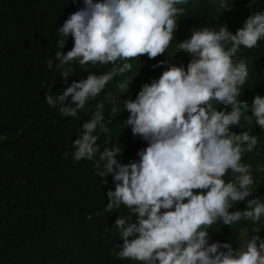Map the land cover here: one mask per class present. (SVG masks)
<instances>
[{
    "label": "clouds",
    "instance_id": "clouds-1",
    "mask_svg": "<svg viewBox=\"0 0 264 264\" xmlns=\"http://www.w3.org/2000/svg\"><path fill=\"white\" fill-rule=\"evenodd\" d=\"M188 2L83 0V6L58 28L55 69L65 86L59 93L46 92V103L65 117H79L110 81L131 72L133 59L144 54L155 58L169 48L186 11L182 5ZM254 2L249 0V5ZM220 6L229 5L220 0ZM69 37L73 46L62 52ZM260 40H264V10L251 13L235 33L223 25L201 26L178 42L179 51L191 57L187 66L169 63L158 78L143 84L135 99L119 102L129 113L123 128L130 126L134 136L147 141L137 160L118 159L120 142L100 150V133L111 134L104 101L97 102L90 118L81 123L84 131L72 140V160H95V175L105 184L111 175L115 187L106 193L105 210L124 206L129 214L117 215L113 224L123 241L118 258L137 264H264V238L258 226L264 218V198L253 197L243 210L229 211L255 192L257 182L253 165L243 157L259 154V137L250 129L233 128L242 127L243 118L264 130V96L255 95L251 103L240 99L249 70L243 59H237L242 47L254 48ZM76 61L82 66L112 67L69 82ZM163 63L168 60L153 67ZM47 66L53 69L52 58ZM135 75L120 82L121 93ZM105 99L115 100L111 93ZM255 171L264 173V164L258 163ZM228 175L233 179L226 180ZM218 220L230 226L246 220L255 227L239 247L230 241L209 243V228Z\"/></svg>",
    "mask_w": 264,
    "mask_h": 264
},
{
    "label": "trees",
    "instance_id": "trees-1",
    "mask_svg": "<svg viewBox=\"0 0 264 264\" xmlns=\"http://www.w3.org/2000/svg\"><path fill=\"white\" fill-rule=\"evenodd\" d=\"M224 4L229 6L221 7L220 0H189L182 5L186 11L163 54L133 59L131 72L110 81L80 110L79 117H65L44 97L48 91H63L64 78L55 69L57 41L61 38L58 28L83 6V0H0V264H137L116 255L123 241L113 224L117 215L129 214L124 206L112 212L105 210L106 193L115 187L112 176L105 184L104 178L95 175V160H72V140L80 138L84 131L81 123L90 118L97 102L104 101L111 134L100 133V150L120 142L118 159L122 163L139 159L137 153L147 141L134 136L130 126L123 128L122 121L129 113L119 102L135 99L143 84L158 78L169 63L186 67L191 57L179 51L177 43L189 38L193 29L223 25L235 33L251 13L264 10V0H255L251 6L249 0H224ZM72 46L69 37L60 50L66 52ZM49 58L53 59V69L47 66ZM237 59H243L249 70L240 99L251 103L255 95L264 96V40L251 49L242 47ZM166 60L168 63L153 67ZM111 67L82 66L76 61L67 79L71 82L85 78L88 72L102 73ZM131 75L135 76L121 93L120 82ZM107 93L115 98L114 103L105 99ZM113 106L116 112L111 111ZM241 126L233 130L250 129L259 137V154L254 151L243 157L245 163L253 165L257 182L255 192L229 211L243 210L253 197L264 198V173L255 171L258 163L264 164V130L243 118ZM258 226L264 238V218ZM254 227L246 220L231 226L218 220L209 228V243L230 241L239 247L242 231L251 234Z\"/></svg>",
    "mask_w": 264,
    "mask_h": 264
},
{
    "label": "rangeland",
    "instance_id": "rangeland-1",
    "mask_svg": "<svg viewBox=\"0 0 264 264\" xmlns=\"http://www.w3.org/2000/svg\"><path fill=\"white\" fill-rule=\"evenodd\" d=\"M247 234L246 230L242 231V239L245 237V235Z\"/></svg>",
    "mask_w": 264,
    "mask_h": 264
}]
</instances>
